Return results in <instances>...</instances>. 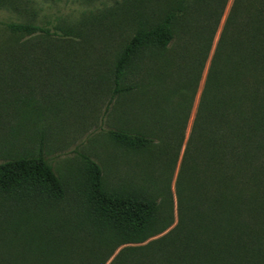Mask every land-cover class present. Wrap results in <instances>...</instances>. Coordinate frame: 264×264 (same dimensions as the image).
<instances>
[{"label": "trees", "instance_id": "obj_1", "mask_svg": "<svg viewBox=\"0 0 264 264\" xmlns=\"http://www.w3.org/2000/svg\"><path fill=\"white\" fill-rule=\"evenodd\" d=\"M225 2L170 0L161 7L141 0L127 8L124 27L86 24L93 40L102 42L101 49H114L107 105L116 96L153 86L151 74L157 83L168 81L156 98L145 96L144 101L158 133L148 134L141 127V132L111 130L109 137L144 155L164 144L163 133L176 146L167 143L159 148L168 159L156 192L142 182L107 189L101 167L83 157L86 189L76 208L67 212L52 210L64 200L65 190L41 147L35 155L0 163V191H23L21 196L27 192L37 206V223L23 238L21 260L10 257L13 264H264V1L249 5L241 42L228 40L223 27L203 76ZM5 28L12 36L7 46L25 47L17 44V37L50 39L54 34L32 22L9 23ZM122 28L130 35L118 48L110 47L114 40L110 33ZM67 31L77 34L82 29ZM139 63L140 82H133ZM201 81L175 193L170 195L168 177L184 138L176 126L187 123ZM215 194L221 200L210 206L218 214L213 223L205 215L207 200L201 197ZM174 195L184 201L178 205L177 230L167 242H152L171 221ZM211 201L214 204V198ZM188 235L197 244L195 253L186 254L187 243L179 241Z\"/></svg>", "mask_w": 264, "mask_h": 264}, {"label": "rangeland", "instance_id": "obj_2", "mask_svg": "<svg viewBox=\"0 0 264 264\" xmlns=\"http://www.w3.org/2000/svg\"><path fill=\"white\" fill-rule=\"evenodd\" d=\"M140 1L0 0V163L18 156L35 155L41 147L44 159L65 190L64 200L52 210L58 208L59 212H67L76 208L86 189L83 157L93 159L101 167L107 189L121 190L130 185L140 186L142 182L154 190L163 181L168 157L166 152L161 155L159 148L167 143L176 146L170 136L163 133L164 144L144 155L140 151L132 152L121 147L109 137L108 131L141 132V127H144L148 134L157 132V123L144 103L145 96L156 98L168 81L157 83L154 74H151L149 81H153L154 85L144 90L145 93L136 89L131 94L114 97L107 105L112 88L110 69L114 49L111 45L118 48L130 31L113 29L114 32L110 33L114 37L109 42L110 52L101 49L102 42L97 44L86 30V24L92 21L107 24L108 27L113 23L124 27L127 8H134ZM150 1L151 5L162 7L170 0ZM253 2L226 0L222 11L219 10L221 13L217 17L216 33L203 76L223 27L228 40L241 42L244 26L249 22V5ZM27 22L54 32L52 38L38 35L17 37L14 38L17 44H24L25 47L7 46L12 36L6 31V25ZM73 28L82 31L77 34L67 31ZM80 41L82 46H79ZM140 76L139 63L132 81L140 82ZM201 87L202 81L187 123L182 126L180 122L176 126L178 133L183 132L184 138L176 165L168 177L170 195L175 193L179 162ZM144 122L147 125H143ZM22 193L0 191V264H13L10 257L21 260L18 256L25 250L23 238L37 223L36 202L27 192L21 196ZM220 197L219 194L201 197L207 200L204 203L205 215L213 223L218 220V214L210 206H217ZM178 198L176 195L171 197V221L151 238L152 242H167L166 238L176 232L181 221L178 205L184 202ZM213 198L214 204L211 201ZM179 241L187 243L184 247L186 254L195 253L198 249L189 235Z\"/></svg>", "mask_w": 264, "mask_h": 264}]
</instances>
